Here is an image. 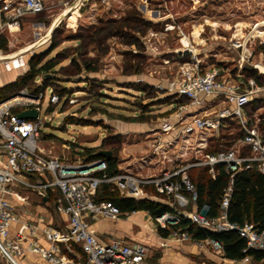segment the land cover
<instances>
[{
	"label": "built area",
	"instance_id": "2783aa9c",
	"mask_svg": "<svg viewBox=\"0 0 264 264\" xmlns=\"http://www.w3.org/2000/svg\"><path fill=\"white\" fill-rule=\"evenodd\" d=\"M88 1L80 0V6ZM106 1L101 0L102 3ZM70 4L71 0H63L65 8ZM47 7L46 0H0V66L12 69L16 63L28 64L27 52L10 55L1 41L6 31L13 33L21 30L26 16L41 13ZM173 27L174 24L166 23L164 28ZM232 35L229 44L238 54L236 68L242 69L253 52L248 50L246 41L236 38V34ZM43 37L44 31L38 30L34 42L41 41ZM182 45L184 48L180 57H184L186 50L189 57L179 64L172 85L173 93L188 102L181 103L172 115L164 118L162 130L169 135L166 136L169 139L155 136L157 142L153 145V155L158 156L160 168L150 175L123 170L110 174L103 158L84 161L48 155L39 144L40 131L45 125L41 112L46 102L49 106L58 104L61 96L52 85H44L41 79L36 80L37 90L23 87L0 101V255L3 257L0 264H21L20 257L25 253L22 241L28 234L35 238L28 249L38 252L52 264H75L63 248L71 250L77 246L85 257V261L79 264H150L148 244L131 243L117 237L105 240L92 228L91 220L118 218L131 213L123 212L114 200L98 198V189L103 183H109L122 198L146 197L168 205V211L155 216L160 228L170 230L166 237L193 239L216 253L224 254L223 243L218 239H195L187 229L171 227L189 219L203 229L216 232L237 230L247 244L243 249L245 256L239 259L242 262L249 263L253 259L249 250L264 251V227L251 221L243 224L231 222L227 214L236 174L253 167L264 173L261 118L256 113L249 114L247 110L257 97V90H263L264 86L255 87L253 78L248 82L230 78L216 66L203 70L202 59L193 52L190 43L182 41ZM33 51L30 49L29 53ZM212 101L224 105L217 112L207 114ZM29 108H36L38 115L31 118L18 116L20 111ZM202 110H206L204 114L199 113ZM229 118L237 122L240 137L230 147L209 150V139L220 137V130ZM180 122L181 125L177 126ZM195 139H198L196 145L193 144ZM174 142L180 148L174 156H170L168 153ZM217 165L225 166L229 179L221 197L219 215L209 217L198 210V190L188 169L207 166L215 177ZM17 187L35 189L41 199L44 196L50 198L52 193L55 210L66 215L63 226H49L41 231L36 225L22 224L14 231L13 224L20 219L22 206L13 203L11 197L19 202L27 199ZM41 232L48 240L47 247L38 242Z\"/></svg>",
	"mask_w": 264,
	"mask_h": 264
},
{
	"label": "rangeland",
	"instance_id": "374dc122",
	"mask_svg": "<svg viewBox=\"0 0 264 264\" xmlns=\"http://www.w3.org/2000/svg\"><path fill=\"white\" fill-rule=\"evenodd\" d=\"M53 1L57 0H46L45 11L24 18L19 38L8 47V50H16L22 45H32L38 30H47L50 37L46 42L38 41L30 46L34 50L32 54L27 52L28 61L33 54L43 52L44 61L55 63L45 81L59 93L61 101L51 106L47 102L43 105L41 117L45 125L39 136V144L48 155L84 160L86 147L113 149L122 166L139 167L153 156L155 136L161 135L163 139L169 136L162 130L164 118L172 115L178 105L188 102L173 93L172 81L179 64L189 55L180 57L169 53L163 56L157 53L159 48L155 44L152 47V37L166 36L165 24L157 21L164 15L168 16L162 20L173 21L170 36L174 40L182 30L187 33L199 22L207 24L206 34L213 33V25L218 35H222L217 39L222 43L202 55L203 70L216 66L230 78L245 82L253 78L255 87L264 86V69H261L264 67V42L261 43L264 40V0H107L105 3L89 0L81 5L79 12L73 10L70 17L69 13L60 22L48 26L54 12L49 10ZM42 22L46 23V29ZM232 34L246 41L248 50L253 52L242 69L236 68L239 64L237 52L232 54L226 47ZM43 76L41 73L36 80H44ZM36 80L32 88L37 85ZM257 94L247 110L261 118L259 124L264 130V89H258ZM223 105L212 101L207 114L217 112ZM202 111L199 113L204 114L206 110ZM135 112H138L136 117L131 115ZM143 125L148 126L141 129ZM180 125L181 122L177 126ZM240 135L237 122L227 119L220 136L237 139ZM212 141L209 139L208 145ZM197 142L195 139L193 144ZM174 144L169 150L170 156L180 148L177 142ZM21 189L35 191L27 187ZM32 194L35 202H42L39 194ZM48 207L52 209L51 205ZM147 216L140 229L145 237L143 240L150 247V264H260L253 259L249 263L229 259L193 239L163 236L155 216L150 213ZM125 217L129 215L106 218ZM54 219L56 224L61 222L55 213ZM63 252L75 262L85 261L77 247L63 248ZM0 258L3 260L2 255Z\"/></svg>",
	"mask_w": 264,
	"mask_h": 264
},
{
	"label": "trees",
	"instance_id": "16d2710c",
	"mask_svg": "<svg viewBox=\"0 0 264 264\" xmlns=\"http://www.w3.org/2000/svg\"><path fill=\"white\" fill-rule=\"evenodd\" d=\"M1 45L4 50H7L5 38L2 39ZM44 56L43 52L33 54L28 61L29 67L25 73L18 76L15 80L0 86V101L10 97L23 87L37 90L38 86L36 85L32 88L31 84L41 73L44 74L43 84H47L45 81L46 75L55 67V63L52 60L44 61ZM256 79L258 82H261L259 77H256ZM235 138L233 136L229 138H225V136L214 138L212 144L209 146V150L215 151L221 147H230L236 140ZM86 149L84 161L103 158L108 164L107 171L110 174L119 171L118 158L113 149H111L112 153L110 156H103L100 150H96L93 147H86ZM216 168L217 173L215 177L212 176L207 166H196L188 169L189 176L198 190V210L204 212L209 217L219 215L221 211V197L229 179L224 165H217ZM98 198L116 201L123 212L147 210L152 216H158L170 209L165 203L146 197L122 198L116 190L111 189L109 183H103L98 189ZM50 199H53L52 193L50 194ZM227 214L231 222L243 224L246 221H251L259 227H264V173L253 167L243 169L236 174ZM177 226L187 229L195 239H205L207 237L218 239L223 243L224 255L227 258L241 259L245 256L243 249L247 245L246 240L237 230L216 232L203 229L189 219H184L180 224L172 225L171 227ZM159 231L163 236H168L170 232L169 229H162L160 227ZM77 248L80 249L78 246ZM248 253L253 256V260L264 264L263 250H249Z\"/></svg>",
	"mask_w": 264,
	"mask_h": 264
},
{
	"label": "crops",
	"instance_id": "0c3cea01",
	"mask_svg": "<svg viewBox=\"0 0 264 264\" xmlns=\"http://www.w3.org/2000/svg\"><path fill=\"white\" fill-rule=\"evenodd\" d=\"M145 6V5H144ZM147 7V6H145ZM82 6H80V0H71V4L69 7L65 8L63 5V0H57L53 1L52 5L49 7V10L54 11L51 13V19L50 22H48L49 25H53L54 23H58L63 18L66 17L67 14L74 11H80ZM147 10V8H145ZM160 12V11H159ZM72 13L69 14V16ZM165 17L168 15H164ZM159 18L157 20L160 24H171L173 21H171L169 18L168 20H162L163 17ZM2 19L0 14V20ZM214 23H216L214 21ZM25 24V20H23L22 26ZM32 25H35V23H31ZM45 29L47 28L46 23H41ZM173 24V23H172ZM207 27V24L199 22L193 24L189 31L182 30V34L178 33L177 40H174L170 34H173L170 32L171 29H165V35L161 38L158 37H152L154 38L152 42L155 44L156 48H159V51L157 53H161V55L165 56V54H173L176 53L177 56H180V52L183 50L184 46H182V41L186 43L188 41L191 45V49L193 52L196 53V55L199 58H202V55H207V53L210 50H214L218 44L222 43L221 40H217L219 37H222V35H218L216 31L215 26H211L213 33L206 34L205 28ZM41 28V27H40ZM197 29V31H196ZM21 30L17 32H8L6 31L5 38L7 42V53L10 55L19 54L22 52H28L30 50V46H33L36 44V42L31 45H22L18 47V49L14 50H8V47L14 43L15 39L19 38V33ZM50 37H48L47 30H44V37L40 42H46L49 40ZM39 45V44H38ZM41 45V43H40ZM228 52H231L232 54L235 53V50L231 48L230 44L226 45ZM211 48V49H210ZM186 53L189 54V51L186 50ZM260 67V64H259ZM262 70L264 69L261 68ZM28 70L27 65H19L14 64L12 69H7L5 66H0V86H3L13 80H15L19 75H22ZM139 112V110H138ZM138 112H135L134 114H131L132 116H138ZM148 113V112H145ZM147 124V123H146ZM148 125H143L140 128H147ZM139 128V127H138ZM1 158V156H0ZM3 158V157H2ZM160 164L157 163V159L155 155L151 156L150 159H147L145 163H142V166H122V164L118 161V169L123 171H131L135 172L141 175H150L155 172H157L160 168ZM135 169V170H134ZM17 190L20 194L27 197L25 202H19L16 200L15 197H11V200L16 205H21V211H20V219L13 224V230L15 231L18 229L22 224H32L39 227V229L42 231V229L47 228L49 226H56L61 227L63 226V223L66 220V215L63 213H60L55 210L54 203L51 202V199L47 197V200H44V197L42 198V202H35V199H33V194H38L35 191H28L21 189V187H17ZM39 196V195H38ZM51 205L52 209H50L48 206ZM54 213L61 218V222L55 223L54 219ZM147 213H149L147 210H137L133 213L129 214V217L120 218L118 220H111L106 217H99L95 220H91V226L96 231L99 237L102 239H109L113 237L117 238H123L131 243L135 242H143L146 243L143 239L145 238L142 234L143 230L140 228L143 227L144 221L148 218ZM147 226V225H145ZM38 242L43 246H48V240L42 235V232L40 236L37 238ZM35 240V238H32L29 234L27 235V238L22 241V245L25 247V253L20 257L21 264H52L45 258H43L38 252H34L32 250L28 249L29 243ZM156 241V237L154 238ZM82 252V251H81ZM65 253V252H64ZM180 253V252H178ZM66 254V253H65ZM181 254V253H180ZM68 255V254H67ZM69 256V255H68ZM70 257V256H69ZM72 258V257H70ZM180 258V257H179ZM74 259V258H72ZM230 259V258H229ZM75 261V260H74ZM183 261V258L181 259ZM80 262H75V264H79Z\"/></svg>",
	"mask_w": 264,
	"mask_h": 264
},
{
	"label": "water",
	"instance_id": "95a60500",
	"mask_svg": "<svg viewBox=\"0 0 264 264\" xmlns=\"http://www.w3.org/2000/svg\"><path fill=\"white\" fill-rule=\"evenodd\" d=\"M38 110L36 108H29V109H25V110H22L18 113V116L20 118H31V117H36L38 115ZM100 153L103 155V156H110L112 151L109 150V149H102L100 150ZM44 200H47V197L44 196Z\"/></svg>",
	"mask_w": 264,
	"mask_h": 264
},
{
	"label": "bare ground",
	"instance_id": "6f19581e",
	"mask_svg": "<svg viewBox=\"0 0 264 264\" xmlns=\"http://www.w3.org/2000/svg\"><path fill=\"white\" fill-rule=\"evenodd\" d=\"M258 66H259V64H258Z\"/></svg>",
	"mask_w": 264,
	"mask_h": 264
}]
</instances>
